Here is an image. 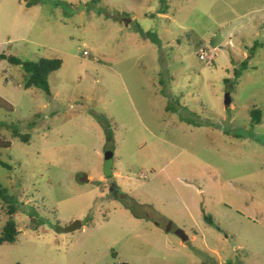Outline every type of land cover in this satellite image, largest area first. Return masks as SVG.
<instances>
[{
  "label": "rangeland",
  "instance_id": "rangeland-1",
  "mask_svg": "<svg viewBox=\"0 0 264 264\" xmlns=\"http://www.w3.org/2000/svg\"><path fill=\"white\" fill-rule=\"evenodd\" d=\"M91 1L0 0V264H264V0Z\"/></svg>",
  "mask_w": 264,
  "mask_h": 264
},
{
  "label": "trees",
  "instance_id": "trees-1",
  "mask_svg": "<svg viewBox=\"0 0 264 264\" xmlns=\"http://www.w3.org/2000/svg\"><path fill=\"white\" fill-rule=\"evenodd\" d=\"M100 0H92L90 3L93 4V8L95 7L96 3ZM163 0H161L162 2ZM165 2L168 0H164ZM0 60H6L11 65L20 66L24 72L26 73V79L23 84L24 89L29 88H38L43 90L46 94L49 95V88L47 83L48 76L57 71L61 65V61L58 59H40L37 62H20L18 59L11 57V56H4L0 55ZM0 108L4 110H11V105L7 103L4 99L0 97ZM250 124L251 126H255L260 124L261 120L264 119V112L262 113L259 110L253 109L250 112ZM12 137L19 139L21 142L28 144L29 142V135H20L16 132L12 134ZM4 140V139H1ZM4 148L7 149L6 145L0 144V149ZM0 167L9 170L7 164H4L0 161ZM81 177V176H80ZM0 200H2L7 206V215L8 220L4 224L1 235H0V245L8 243V244H15L17 240V229L15 226V222L13 219V215L16 212V208L12 205L11 199L7 200L4 189L0 185ZM204 220L207 222L208 225H213V221L211 220L210 216L204 215ZM119 264H128L125 262Z\"/></svg>",
  "mask_w": 264,
  "mask_h": 264
},
{
  "label": "water",
  "instance_id": "water-1",
  "mask_svg": "<svg viewBox=\"0 0 264 264\" xmlns=\"http://www.w3.org/2000/svg\"><path fill=\"white\" fill-rule=\"evenodd\" d=\"M126 24H128L130 22V20L126 19L124 20ZM231 104V100L229 98V95L226 94L225 95V99H224V106L225 108H228ZM113 166V153L111 151H106L104 153L103 156V173L104 176H110L111 175V167ZM80 182L81 183H88V179L85 175H81L80 177ZM97 184V183H95ZM175 235L182 241V242H186L187 241V237L181 232V231H176Z\"/></svg>",
  "mask_w": 264,
  "mask_h": 264
},
{
  "label": "built area",
  "instance_id": "built-area-1",
  "mask_svg": "<svg viewBox=\"0 0 264 264\" xmlns=\"http://www.w3.org/2000/svg\"><path fill=\"white\" fill-rule=\"evenodd\" d=\"M83 55H86V52H83ZM199 59L203 60L204 59V55L201 52V56L199 57Z\"/></svg>",
  "mask_w": 264,
  "mask_h": 264
}]
</instances>
